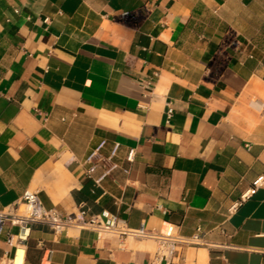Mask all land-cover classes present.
Wrapping results in <instances>:
<instances>
[{
    "label": "crops",
    "instance_id": "crops-1",
    "mask_svg": "<svg viewBox=\"0 0 264 264\" xmlns=\"http://www.w3.org/2000/svg\"><path fill=\"white\" fill-rule=\"evenodd\" d=\"M104 138L130 172L96 184L85 158ZM261 177L264 0H0V209L36 190L130 229L201 226L209 244L179 243L175 264H264ZM156 247L35 224L24 264H140Z\"/></svg>",
    "mask_w": 264,
    "mask_h": 264
},
{
    "label": "built area",
    "instance_id": "built-area-1",
    "mask_svg": "<svg viewBox=\"0 0 264 264\" xmlns=\"http://www.w3.org/2000/svg\"><path fill=\"white\" fill-rule=\"evenodd\" d=\"M128 14V11L124 12V16ZM120 150V142L114 141L108 147V140L102 139L85 158V175L96 184H101L119 169L128 174L130 169L122 167L118 159ZM135 153V149L131 148L128 151L127 160L132 161ZM263 182L264 177H261L255 182V185ZM7 222L11 226L17 227V231L8 234L7 243L13 247V253L0 264H15V257L21 247L25 249L26 258L27 244L35 224L47 225L55 234L66 233L72 228L94 230L99 237H117L121 248L127 245V240L130 237L155 238L157 247L153 256L147 262L140 264H175L179 243L209 244L205 241L206 232L201 226H198L195 232L188 237L160 234L154 230H148L145 224H142L138 229H130L116 214L107 212L94 214L86 205H82L75 213H62L57 208L46 206L38 191L31 189L24 191L20 202L0 209V232Z\"/></svg>",
    "mask_w": 264,
    "mask_h": 264
},
{
    "label": "bare ground",
    "instance_id": "bare-ground-1",
    "mask_svg": "<svg viewBox=\"0 0 264 264\" xmlns=\"http://www.w3.org/2000/svg\"><path fill=\"white\" fill-rule=\"evenodd\" d=\"M25 261V249L23 247L19 248L17 255L15 257V264H24Z\"/></svg>",
    "mask_w": 264,
    "mask_h": 264
}]
</instances>
